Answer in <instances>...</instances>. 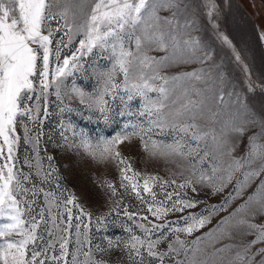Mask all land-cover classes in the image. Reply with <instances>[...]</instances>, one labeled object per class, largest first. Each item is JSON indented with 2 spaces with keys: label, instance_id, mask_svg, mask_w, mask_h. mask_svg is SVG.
Returning <instances> with one entry per match:
<instances>
[{
  "label": "rangeland",
  "instance_id": "obj_1",
  "mask_svg": "<svg viewBox=\"0 0 264 264\" xmlns=\"http://www.w3.org/2000/svg\"><path fill=\"white\" fill-rule=\"evenodd\" d=\"M94 3L95 0H60L59 5L53 7V11H62L65 7L68 8V23L73 25V33L69 34L72 36L71 42H69V35H65L67 29L63 28L64 21L61 20L59 25L56 22L51 23L53 31L57 27H60L61 31L51 38L52 43L49 45V80L59 67L64 66L65 57L69 58V65L73 62L71 59L73 54L79 59L76 61L77 67H69V74L61 78L63 85L60 96L63 102L57 98L55 86L48 89V115L46 118L43 111L44 100L41 98L39 121L42 123L39 121L34 123L28 116L18 118L16 134L21 139L14 149V154L17 157L16 168L26 174L31 172L33 179L36 180V169L30 168L27 161L31 160L32 164H35L37 160L43 158L44 171H52V169L55 171L47 183L41 185L39 180H36L37 186L43 187L46 192H54L57 197L62 195V200L74 196L76 203L82 206L83 212L90 214V216L84 215L82 219L86 224L91 221L88 232L95 258H103L107 264H136V260H129L127 253L122 249L130 235H142L140 229L136 227L137 224L143 222L139 217L146 215L153 223H164L163 220H155L147 211L148 202L152 200V196L143 193L141 188L142 195L146 198V202H142L131 191V188L126 191L120 186L122 179L120 169L125 165H118L115 160L111 159L101 162L86 154L83 149L75 147L71 130L65 133L69 137L67 143L61 136L69 124L75 126L77 131H85L94 143L100 138H113L129 122L143 123L144 128H148L145 118L136 115V111L140 107L139 98L131 102L133 112L131 116L127 114L121 116L119 113L121 109L125 108V105L119 99L114 101V110L107 122L100 117L98 112L87 106L92 102V95L103 88L102 73L112 69V61L106 53L102 55L99 49L85 52L83 55L78 51L79 41L84 37L77 33L76 29L86 21ZM168 4H170V0H161L158 15L161 18H172L175 13V20L180 25L190 22V27L180 29L181 37L182 39H198L200 51L196 56H191L188 52L181 50L173 51L171 43H168L165 50H159L155 44L146 43L141 49V54H147L157 60L167 56L168 59L163 60L159 68L163 76L171 78L195 69L202 70L204 79L183 83L166 101L169 107L164 110V120L169 126L153 127L148 136H145L149 146L152 141L160 145L159 151L154 155L150 150L145 151L143 141L139 136H132L130 141L117 145V150L126 158L132 170L140 174L141 185H143V178L146 176L160 178L155 182L153 188L157 201H164L167 193H179L181 198H185L184 194L186 193L187 197L200 201L195 208L185 209L183 213H169L166 217L169 221L178 222L172 227H184L181 217L190 212L208 217L209 222L191 235L179 233L180 238L186 241L185 247L198 249L195 254L188 253L189 261L195 260L196 264H260L262 254L257 250L264 249V242L253 245L243 261L236 257L238 252L243 254L244 245L255 238V235L250 234L246 226L239 224L238 221L258 209L259 205L253 194L258 192L260 182L264 180V174L251 178L247 187L243 188L239 195L236 193L237 181H244L243 172L251 171L252 167L258 168L259 165L255 164L242 171H234L230 181L227 177L228 173L232 171L230 168L232 157H243L248 150V137L258 134L264 127V38H262L264 36V0H176L178 7H166L165 5ZM209 12H211V16ZM167 29L168 25L162 19L161 30L167 31ZM48 30L46 26L43 29L44 34H47ZM224 37H227L230 43L225 42ZM132 47H135L134 44ZM205 54H208L207 58H205ZM237 54L239 59H237ZM42 57L43 51L40 50L38 59V70L40 71L43 70ZM115 80L117 83L122 82L123 75L117 73ZM155 83L159 84L160 81ZM34 84L35 91L30 101L33 106L37 104L36 96L41 95L39 71L34 77ZM192 87L202 90L200 97L193 94L192 98L205 101V106L196 114L195 118V122L199 126L198 131L210 133L199 144V155L204 156L205 152L209 154L202 166L198 163V158H185L174 153L161 154V152L167 153L164 145L173 144L183 135V133L173 131L170 126L173 122L171 113L175 107H179V103L172 105V100L181 97L184 88ZM74 88L84 93V103H81V97L73 91ZM222 93L223 101L219 100ZM236 94L246 101L247 113L243 108H238V105L233 103L237 98ZM150 95L156 98L157 94L151 93ZM61 109L64 110L61 111ZM213 113H216L215 118H213ZM31 116H37L35 107H33ZM153 118L155 119V117ZM251 120L256 121L255 126L247 123ZM181 122L191 123L192 118L191 116L182 117ZM233 126L244 127L246 129L244 135L241 136L239 133L231 131ZM26 130H31L33 137L37 132L42 133L39 156L33 150V145L24 143L23 137ZM212 130H215L217 140H213ZM127 132L131 133L132 128L129 127ZM258 142L264 143V136H261ZM2 143L3 141L0 139V144ZM189 146L197 147L194 141H190L183 151L188 152ZM229 149H233L231 156ZM4 155H7L6 147ZM49 156L52 157L51 161L47 159ZM4 162L3 158H0V164ZM193 165H196L195 176L192 175ZM213 165L216 166V174L211 183L195 184L196 193H193L191 188L177 187L189 178L197 180L201 171L212 176ZM128 175H132V173L130 172ZM173 180L176 181V184L172 183ZM164 181L168 183L161 188ZM109 183L116 188L117 195H112L108 188ZM213 185L222 190L213 193ZM26 186L31 189L32 183L29 182ZM250 196H253L252 201H249ZM175 198L174 195L173 199ZM26 199L29 203L33 199L37 200V203L33 205L32 215L39 219L40 209L46 207L43 194L33 197L29 192ZM246 202H248L246 207L236 212L237 208L245 205ZM168 206H171L170 202ZM68 207L72 209L74 217L81 215V208H74L72 205H68ZM125 210L129 215H136L133 219H129L128 215H125ZM232 213L235 215L231 217L228 224L222 225L223 219ZM99 217H104L102 223H97ZM250 218L257 224H264V214L250 216ZM64 219H67L66 215ZM3 222L5 221L0 220V223ZM78 222L74 219L73 225ZM128 229H131V232ZM83 231L82 228L81 232ZM71 232L70 251H73L76 239L74 226ZM44 235L47 240L46 231ZM197 237H201L200 242L193 244L192 241ZM174 239L173 235H169L160 244V251H167L168 243ZM109 242L114 245L119 243L120 247L108 250ZM97 245L105 249L102 254L96 252ZM56 247L58 248L59 245L57 244ZM218 249L223 250L218 251ZM87 250L86 246L84 251ZM51 254L50 250L49 255ZM56 255H59L58 251ZM144 257V264H161L158 259L148 257L146 252ZM178 258H185L183 250L180 251ZM80 259L83 260V256ZM163 264H174V261L172 258L166 257Z\"/></svg>",
  "mask_w": 264,
  "mask_h": 264
},
{
  "label": "snow or ice",
  "instance_id": "obj_2",
  "mask_svg": "<svg viewBox=\"0 0 264 264\" xmlns=\"http://www.w3.org/2000/svg\"><path fill=\"white\" fill-rule=\"evenodd\" d=\"M59 3L60 0H0V139L3 141L0 144V158L5 161L0 164V220L5 221L0 223V264H107V261L103 258H95L88 232L91 221L86 224L83 223L82 219L84 215L90 216V214L83 212L82 206L76 203L75 197L62 200V195L57 197L54 192H46L43 187L37 186L36 180H39L41 185L49 182L55 169L44 171L43 158L37 160L35 164H32L31 160L27 161L30 168L34 167L36 169V180H34L31 172L26 174L16 168L17 157L14 154V149L21 139L16 134L18 118L28 116L34 123L39 121V102L41 98L44 100L43 111L46 118L48 115V89L55 86L56 96L63 102L60 96L63 85L61 78L69 74V67H77L76 61L79 57L73 54L71 65H69V58L65 57L64 66L59 67L52 74L50 80L48 78L49 45L52 43L51 38L61 31L60 27L53 31L51 23L56 22L59 25L60 21L63 20V28L67 29L65 35L73 33V25L68 23V8L65 7L62 11H53V7L59 5ZM160 3L161 0H95L90 15L76 29V32L84 37L79 41L80 48L78 51L81 52V55L99 49L102 55L106 53L112 61V69L102 73L104 77L103 88L92 95V102L87 106L98 112L100 117L107 122L114 110V101L119 99L125 105V108L121 109L119 113L121 116L125 114L131 116L133 115L131 102L139 98L140 107L136 111V115L145 118L148 128L145 129L143 123L134 124L129 122L113 138H100L94 143L85 131H77L75 126L69 124L65 131L61 133V136L67 143L69 137L65 133L71 130L75 147L83 149L86 154L101 162L111 159L115 160L118 165H125L120 169L122 178L120 186L126 191L131 188V191L142 202H146L142 192L152 196V200L148 202L147 211L155 220H163L164 223H153L146 215L139 217L143 222L137 224L136 227L140 229L142 235H130L129 239L124 242L122 249L127 253L129 260H136V264H144V253L146 252L148 257L158 259L161 264H163L166 257L172 258L174 264H196L195 260H188V253L195 254L198 249L185 247L186 241L180 238L179 233L191 235L195 230L204 227L209 222L208 217L190 212L188 215L181 217L184 227H172L178 222L169 221L166 217L169 213H183L185 209L195 208L200 201L187 197L186 193L184 194L185 198H181L179 193H167L164 201H157L153 188L155 182L160 178L146 176L143 178V185H141L139 182L140 174L132 170L131 165L116 147L125 141H130L132 136H139L143 141L145 151L150 150L154 155L160 150V145L152 141L151 146H149L145 136H148L153 127L163 128L169 126L167 121L164 120V110L169 107L166 101L170 99L176 88L181 87L183 83L204 79L202 70L195 69L171 78L163 76L159 68L162 61L168 59V57H161L157 60L155 57L141 54V49L146 43L155 44L159 50L167 49L168 43H171L173 51L181 50L182 52H188L191 56H196L200 51V41L198 39H182L181 37L180 29L190 27V22L180 25L175 20V13H173L172 18H161L158 15ZM165 6L178 7L176 0H170V4ZM209 15L211 16V12H209ZM162 19L168 25L167 31L161 30ZM46 26L49 30L47 34H44L43 29ZM71 39L72 36L69 35V42H71ZM224 40L230 43L227 37H224ZM133 44L134 48L132 47ZM40 50L43 51L42 71L38 70ZM207 56L208 54H205V58ZM57 58L59 59L58 51ZM237 59H239L238 54ZM38 71L41 95L36 96L37 104L33 106L30 101L35 91L34 77ZM117 73L123 75V81L120 83L115 80ZM156 81H160V83L156 84ZM73 91L81 97V103H84V93L76 88ZM151 93H156V98H153L150 95ZM193 94L200 97L202 90L196 87L184 88L182 96L172 100V105L179 103V107H175L171 113L173 122L170 126L173 131L183 133V135L173 144L164 145L163 147L167 149V153L161 152V154L174 153L185 158H198V163L202 166L209 154L205 152L204 156H200L199 144L210 133L198 131L199 126L195 122V118L196 114L205 106V101L193 99ZM229 95H232V93H229ZM236 97L233 103L238 105V108H243L247 113L248 105L246 101L241 99L239 94H236ZM181 100L182 103L179 102ZM219 100L223 101V93ZM33 107L37 112L35 117L31 116ZM63 110L61 109V111ZM68 110L71 111L70 108ZM212 115L215 118L216 113ZM185 116H191L192 122H181V118ZM39 122L42 123V121ZM247 123L255 126L256 121L251 120ZM129 127L132 128L131 133L127 132ZM231 131L243 136L246 129L233 126ZM41 135L42 133L37 132L33 137L31 130H26L23 137L25 144L33 145V150L37 156L40 155ZM211 135L213 140L218 139L215 130H212ZM261 136H264V127L261 128L258 134L248 137V150L243 157H232V164L230 165L232 171L228 173L227 177L229 181L232 179L234 171H242L244 168L255 164L259 165L258 168L252 167L251 171L243 172L244 181H237V195L241 194L243 188L247 187V183L251 178L264 174V143L258 142ZM190 141H194L197 147L192 148L189 146L188 152H184L183 148ZM5 147L7 148L6 156L4 155ZM232 151L233 149H229L230 156ZM47 159L51 161L52 157L49 156ZM49 167L51 168V165ZM130 172L132 175H128ZM195 174L196 165H193L192 175L195 176ZM215 174L216 166L213 165L212 176L201 171L197 180L194 181L189 178L177 187L181 189L191 188V191L196 193L195 184L211 183ZM125 181L127 183H124ZM29 182L32 183L31 189L26 186ZM167 183V181H164L161 188ZM172 183L176 184V181L173 180ZM108 188L113 196L117 195L116 188L111 183L108 184ZM220 190L222 189L213 185V193ZM29 192L33 197L43 194L45 198L46 207L40 209L39 219L32 215L33 205L37 203V200L33 199L29 203L26 199ZM174 195L175 199H173ZM253 196L256 197V203L259 205L258 209L242 217L238 223L245 225L249 233L255 235V238L244 245L243 254L237 253L236 258L240 261L245 259V255L253 245L264 242V224H257L250 218V216L264 214V180H261L258 192L254 193ZM253 196L249 197V201L253 200ZM169 202L171 203L170 207L168 206ZM247 203L237 208L236 212L245 208ZM68 205L81 208V215L74 217L72 209ZM65 215L67 216L66 220L64 219ZM125 215H128L129 219H133L136 214L129 215L125 210ZM233 215L235 213L225 217L221 222L222 225L228 224ZM46 216L47 218H45ZM74 219L79 221L75 225H73ZM103 221L104 217L97 218V223ZM73 226L76 229L75 249L70 251L72 243L70 239L72 236L71 229ZM82 228L83 232H81ZM45 231L47 232V240H45ZM128 231L131 232V229H128ZM169 235H173L175 239L168 243L167 251H160V244ZM154 236L155 238H153ZM200 240L201 237H197L192 243L198 244ZM57 244L59 245L58 248L56 247ZM86 246L88 250L84 251ZM114 247H120V244L114 245L109 242L108 250ZM50 250L51 255H49ZM181 250L185 253L184 259L178 258ZM222 250L218 249V251ZM57 251L59 255H56ZM104 251L105 249L100 245L96 246V252L102 254ZM257 251L262 254L260 264H264V249H258ZM81 256H83V260L80 259Z\"/></svg>",
  "mask_w": 264,
  "mask_h": 264
}]
</instances>
